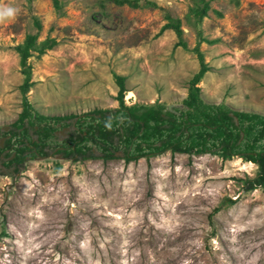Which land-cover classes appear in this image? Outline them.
<instances>
[{
	"label": "rangeland",
	"instance_id": "1",
	"mask_svg": "<svg viewBox=\"0 0 264 264\" xmlns=\"http://www.w3.org/2000/svg\"><path fill=\"white\" fill-rule=\"evenodd\" d=\"M194 1L0 0V11L14 10L0 19V132L17 131L23 74L14 45L26 33L36 44L55 39L26 58V97L38 113L117 107L112 73L124 76L125 104L176 105L198 67V36L216 38L198 44L208 65L201 99L264 113V0H207L198 21ZM165 14L179 19L185 48L172 29L159 31ZM71 119L43 153L29 155L30 146L18 164L0 163V264H264V186L244 190L240 181L254 163L169 150L129 161L120 149L105 159L94 148L93 157L69 155Z\"/></svg>",
	"mask_w": 264,
	"mask_h": 264
},
{
	"label": "trees",
	"instance_id": "2",
	"mask_svg": "<svg viewBox=\"0 0 264 264\" xmlns=\"http://www.w3.org/2000/svg\"><path fill=\"white\" fill-rule=\"evenodd\" d=\"M117 4L125 3L136 7L138 0H113ZM54 8H58V0H52ZM208 8L207 0H195L189 7L194 21L200 20ZM166 21L160 26L159 31L170 28L176 36L174 45L186 47L181 37L179 19L165 14ZM33 23L40 27L34 17ZM199 35V30L196 31ZM36 34L26 33L20 43L14 45L18 54V63L23 74L22 81L18 85L21 94V109L11 126L17 131L8 130L0 132V135L9 134L5 143L0 146L3 152L4 166L11 162L18 164L23 160L24 149L29 148V155L43 153L40 146L54 142L53 131L68 124L71 119L73 131L76 135L67 138L63 151L73 155L80 153L81 157H93L92 148L99 151V157L111 158L116 156L113 152L120 149V156L125 160H135L140 156L157 154L169 150L171 153H185L188 155H200L204 153L214 154L221 159H230L233 156L240 157L243 161L255 164L252 177L240 179L244 190H251L257 186H264V113L239 110L228 107L223 102H205L199 96L197 85L203 73L208 70V65L203 59L199 49V41L213 43L216 38H204L198 36L191 47L195 53L198 67L187 81L186 92L176 105H167L159 101L152 103L133 102L125 104L122 100L124 88V76L112 73L117 85L115 99L117 107L112 109L92 108L81 114L67 113L48 115L38 113L32 109L26 97V92L32 84L30 68L26 58L30 51L42 53L44 49L55 43L53 37L46 36L38 44L35 43ZM126 92V91H125ZM31 127L35 137L32 138L27 129ZM23 133L25 136L18 135ZM22 137V138H21ZM23 139L22 142L19 140ZM66 140V139H64ZM58 142V141H57ZM59 143V142H58ZM61 143V141H60ZM11 152L14 154L10 158ZM17 166H14L16 169ZM220 205L213 206L208 216L218 211ZM3 233V231H1Z\"/></svg>",
	"mask_w": 264,
	"mask_h": 264
},
{
	"label": "clouds",
	"instance_id": "3",
	"mask_svg": "<svg viewBox=\"0 0 264 264\" xmlns=\"http://www.w3.org/2000/svg\"><path fill=\"white\" fill-rule=\"evenodd\" d=\"M14 15L13 9H7L6 11H0V19H3V17L8 16L11 17Z\"/></svg>",
	"mask_w": 264,
	"mask_h": 264
},
{
	"label": "water",
	"instance_id": "4",
	"mask_svg": "<svg viewBox=\"0 0 264 264\" xmlns=\"http://www.w3.org/2000/svg\"><path fill=\"white\" fill-rule=\"evenodd\" d=\"M167 107L169 108V106L167 105ZM3 127H7L6 125H4V126H1V128H3ZM64 128H66V127H61L59 130H57L56 132H61L62 131V129H64ZM3 137L4 136H1L0 137V146H1V140L3 139Z\"/></svg>",
	"mask_w": 264,
	"mask_h": 264
},
{
	"label": "flooded vegetation",
	"instance_id": "5",
	"mask_svg": "<svg viewBox=\"0 0 264 264\" xmlns=\"http://www.w3.org/2000/svg\"><path fill=\"white\" fill-rule=\"evenodd\" d=\"M60 128H61V127H60ZM60 128H59V129H60ZM59 129H57V130H59ZM57 130H55V132H56ZM5 150H6V148H5ZM11 153H12V152H11ZM10 155H11V154H10ZM10 155H9V156H6V158H10V157H11ZM12 155H13V153H12ZM4 160H5V158H4L3 160L0 161V163H1L2 166H4V165L2 164V162H3ZM11 163H13V162H11Z\"/></svg>",
	"mask_w": 264,
	"mask_h": 264
},
{
	"label": "bare ground",
	"instance_id": "6",
	"mask_svg": "<svg viewBox=\"0 0 264 264\" xmlns=\"http://www.w3.org/2000/svg\"><path fill=\"white\" fill-rule=\"evenodd\" d=\"M126 95H127V98H128V97H130V96L133 95V92H132V91H128V92L126 93Z\"/></svg>",
	"mask_w": 264,
	"mask_h": 264
}]
</instances>
